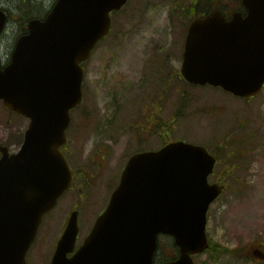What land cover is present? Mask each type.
<instances>
[{"label": "water", "instance_id": "1", "mask_svg": "<svg viewBox=\"0 0 264 264\" xmlns=\"http://www.w3.org/2000/svg\"><path fill=\"white\" fill-rule=\"evenodd\" d=\"M129 0H58L44 21L28 23L11 63L0 66V101L29 120L17 153L0 145V264H27L45 215L70 189L61 151L71 110L83 100L82 64L109 34L111 14ZM246 15L228 21L219 11L190 24L181 74L190 84L221 88L240 98L264 87V0H243ZM7 15L0 10V34ZM216 158L205 147L175 142L133 156L109 205L75 251L74 211L51 264H198L209 248L207 215L224 186L209 182ZM162 236L178 258L156 263ZM73 254L72 256H69Z\"/></svg>", "mask_w": 264, "mask_h": 264}, {"label": "rangeland", "instance_id": "2", "mask_svg": "<svg viewBox=\"0 0 264 264\" xmlns=\"http://www.w3.org/2000/svg\"><path fill=\"white\" fill-rule=\"evenodd\" d=\"M56 1L0 0L9 15L0 58L25 33L27 21L44 18ZM199 2L198 7L195 0H130L113 15L111 34L84 63V100L71 112L64 149L75 187L45 216L28 264L51 263L74 210L79 212L81 245L106 209L130 156L174 141L206 146L218 159L210 182L226 185L208 212L207 234L210 242L233 253L217 259L205 253L197 263L264 264L253 255L256 250L264 253V89L243 101L221 89L189 86L181 78L192 12L199 15L207 6L225 12L238 8L222 0ZM154 104L161 128L152 118ZM28 124L0 101V145L17 153ZM160 245L157 256L173 254L172 238L162 236Z\"/></svg>", "mask_w": 264, "mask_h": 264}, {"label": "flooded vegetation", "instance_id": "3", "mask_svg": "<svg viewBox=\"0 0 264 264\" xmlns=\"http://www.w3.org/2000/svg\"><path fill=\"white\" fill-rule=\"evenodd\" d=\"M226 5H227V3H228V5L231 3V2H234V3H236L237 4V6H238V8H242V0H222ZM227 5V6H228ZM5 6H6V4L5 3H3V2H0V8H3V9H5ZM238 8L237 7H235V8H229L228 7V9H227V11L226 12H224V14L227 16V18L228 19H230L231 17H232V15L236 12V11H238ZM42 19H44V18H42ZM26 33H28V29H27V27L25 26V27H23L22 28ZM26 33H24V34H26ZM16 43H17V41H16ZM16 43H14V46H13V48L11 47L10 49H9V52H8V54H7V56H6V58L5 59H2V58H0V61H1V63H2V65L3 66H6V65H8L9 63H10V60H11V56H12V53H13V51H14V49H15V46H16ZM154 108H155V111H152V115H153V117L152 118H154L155 120H156V126H158L159 128H161V125H162V122H161V115H160V111H159V109H158V106H157V104H154V106H153ZM160 107V106H159ZM161 109V111H162V108H160ZM174 116V115H173ZM174 117H176V115L174 116ZM72 122V121H71ZM153 124V123H152ZM71 125V124H70ZM159 135H161V134H159ZM162 136V135H161ZM166 145V144H165ZM164 145V146H165ZM163 146V147H164ZM65 147V146H64ZM64 147L62 148V152H63V154L67 157V159L68 160H70V155H68L66 152H65V149H64ZM162 147V148H163ZM162 148H160V149H162ZM160 149H158V150H160ZM158 150H149V151H158ZM141 152H146V151H144V150H137V152H134L131 156H133L134 154H137V153H141ZM130 156V157H131ZM130 159V158H129ZM128 162H129V160H128ZM128 162H127V164H128ZM126 164V165H127ZM126 167V166H125ZM125 169V168H124ZM73 175H74V173H73ZM222 183L225 185V183L222 181ZM75 187V177H74V182H73V186H72V188L71 189H73ZM225 189H226V185H225ZM264 257V256H263Z\"/></svg>", "mask_w": 264, "mask_h": 264}, {"label": "trees", "instance_id": "4", "mask_svg": "<svg viewBox=\"0 0 264 264\" xmlns=\"http://www.w3.org/2000/svg\"><path fill=\"white\" fill-rule=\"evenodd\" d=\"M194 4H196L199 7V4H200L199 0H195ZM196 5H194V6H196ZM207 8H208L207 9L208 11L200 12L199 15L206 14V13H209V12L212 11L208 6H207ZM191 11H193V10L190 9V14H191ZM192 14L190 15V17H192V18H195V17L199 16L197 13H194V12H192ZM170 247L173 249V254L172 255H170V253H165V254L161 253V254H159L157 256V259H156L158 262L172 261V260H175L177 258V253H178L177 248L174 246V244H173V246L170 245ZM161 249L163 250V248H161ZM206 253L209 254L210 258L217 259L218 257L224 256V255H227V254H231L233 252L228 250V249H226V248H224V247H222V246H220V245H217V244H215L213 242H210V247L206 251ZM235 254H236V256L237 255L240 256V254L238 252L235 253ZM253 255L255 256V254H253Z\"/></svg>", "mask_w": 264, "mask_h": 264}]
</instances>
